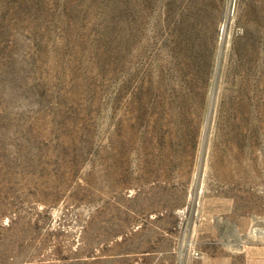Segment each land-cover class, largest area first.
Returning <instances> with one entry per match:
<instances>
[{
  "label": "rangeland",
  "instance_id": "1",
  "mask_svg": "<svg viewBox=\"0 0 264 264\" xmlns=\"http://www.w3.org/2000/svg\"><path fill=\"white\" fill-rule=\"evenodd\" d=\"M0 264H264V0H0Z\"/></svg>",
  "mask_w": 264,
  "mask_h": 264
}]
</instances>
